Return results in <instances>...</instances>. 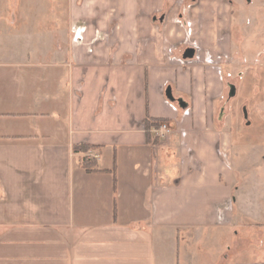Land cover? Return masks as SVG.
<instances>
[{"label":"crops","instance_id":"1","mask_svg":"<svg viewBox=\"0 0 264 264\" xmlns=\"http://www.w3.org/2000/svg\"><path fill=\"white\" fill-rule=\"evenodd\" d=\"M69 2L79 41L0 65V264H208L234 201L224 0ZM147 116L171 134L150 144Z\"/></svg>","mask_w":264,"mask_h":264},{"label":"rangeland","instance_id":"2","mask_svg":"<svg viewBox=\"0 0 264 264\" xmlns=\"http://www.w3.org/2000/svg\"><path fill=\"white\" fill-rule=\"evenodd\" d=\"M69 1L0 0V65L50 61L53 38L79 41ZM224 6L233 49L220 68L226 82L214 123L229 145L234 201L225 213L227 230L202 229L208 264L264 255V229L257 228L264 227V0H224ZM71 29L73 35L64 34ZM55 30L63 35L53 36Z\"/></svg>","mask_w":264,"mask_h":264},{"label":"trees","instance_id":"3","mask_svg":"<svg viewBox=\"0 0 264 264\" xmlns=\"http://www.w3.org/2000/svg\"><path fill=\"white\" fill-rule=\"evenodd\" d=\"M164 122L161 119H153L150 117H146L144 122H143V127L147 136V141L150 144H157L160 140V138H158L154 131L158 130L160 127V124ZM98 146H92V145H77L74 147V151L75 152H82V153H88L91 150H96L98 149ZM81 165L83 166V168H85L88 171H91L93 168V164L90 163L89 161H87L86 159H82Z\"/></svg>","mask_w":264,"mask_h":264},{"label":"built area","instance_id":"4","mask_svg":"<svg viewBox=\"0 0 264 264\" xmlns=\"http://www.w3.org/2000/svg\"><path fill=\"white\" fill-rule=\"evenodd\" d=\"M155 135L160 139H165L171 134V128L167 122H162L158 130L154 131Z\"/></svg>","mask_w":264,"mask_h":264}]
</instances>
